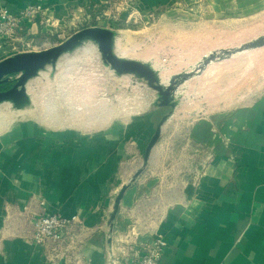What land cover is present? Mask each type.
Instances as JSON below:
<instances>
[{
  "label": "crops",
  "instance_id": "0c3cea01",
  "mask_svg": "<svg viewBox=\"0 0 264 264\" xmlns=\"http://www.w3.org/2000/svg\"><path fill=\"white\" fill-rule=\"evenodd\" d=\"M38 1L0 0V7L17 13ZM40 1L44 19L18 33L31 50L94 25L117 30L119 41L124 32L148 28L179 35L194 15L189 0H133L138 24L127 23L126 13L110 20L107 0ZM221 1L207 12L218 20L264 8V0ZM78 48L27 81L28 104L0 103V264H130L157 237L165 243L159 264H264V91L250 102L193 113L157 105L154 94L126 105L92 102L91 80L83 77L84 101L63 102L57 81L65 77L53 69ZM119 48L115 40L118 55L140 60ZM18 51L19 42H0V60ZM53 212L79 222L56 244L34 243V219Z\"/></svg>",
  "mask_w": 264,
  "mask_h": 264
},
{
  "label": "rangeland",
  "instance_id": "374dc122",
  "mask_svg": "<svg viewBox=\"0 0 264 264\" xmlns=\"http://www.w3.org/2000/svg\"><path fill=\"white\" fill-rule=\"evenodd\" d=\"M220 4L228 6L229 0L221 1ZM214 5L213 0H189V12L194 15H189L188 20L181 25L183 30L179 35L175 31L170 35L169 32H159L164 35L162 38L163 35L159 37L157 30L148 28L124 32L122 41L118 40L120 33L115 36L116 46L120 47L118 50L128 57H136L150 64L162 84L168 83L166 77L178 81L173 92V109L179 110L182 106L194 110L193 113L208 112L250 102L258 97L261 90L264 91V44L247 46L264 38V8L258 5L245 17L218 20L207 13ZM196 7L202 10L195 11ZM75 31H71L68 36ZM210 54L213 57L209 58ZM161 57L170 58L172 62H162ZM67 58L58 70L53 69L65 77L57 81L60 101H84L81 93L85 77L86 83L91 80L87 87H91L92 102L107 99L109 103L116 104L118 100L124 99L126 105L137 97L143 101L154 94L155 102L158 103L157 92L148 86L145 79L131 74H119V79H116V74H109L113 71L103 63L100 52L92 42H85ZM206 58L208 61L204 64ZM170 67L173 72L169 73ZM84 70L90 74H77ZM183 73L190 74L181 78L180 74ZM119 82L123 89L116 94ZM61 83L65 85L61 87ZM179 133L180 130H177L176 134Z\"/></svg>",
  "mask_w": 264,
  "mask_h": 264
},
{
  "label": "water",
  "instance_id": "95a60500",
  "mask_svg": "<svg viewBox=\"0 0 264 264\" xmlns=\"http://www.w3.org/2000/svg\"><path fill=\"white\" fill-rule=\"evenodd\" d=\"M119 32L113 28L94 25L86 26L76 30L64 40L50 47L41 50L18 51L0 60V86L10 84L8 88L0 90V103L9 102L14 107L20 108L29 103V96L26 91V84L30 78L35 77L40 70L46 65L54 66L58 59L65 53L72 52L80 47L83 43L91 41L96 44L100 52L103 63L109 66L116 74H131L140 79H145L148 86L157 92V105L174 106L173 92L175 90L177 80L169 78L167 84H162L156 73V70L147 62L126 58L115 52V36ZM264 44V38H260L251 42L247 46H257ZM213 54L209 55V58ZM208 61L206 58L204 64ZM190 73L180 74L181 78H185ZM166 117L163 116L155 129L150 141L148 142L143 161L146 164L149 152L156 143L161 125ZM126 186H123L114 201L113 210L110 215V221L113 220L117 212L120 199Z\"/></svg>",
  "mask_w": 264,
  "mask_h": 264
},
{
  "label": "built area",
  "instance_id": "2783aa9c",
  "mask_svg": "<svg viewBox=\"0 0 264 264\" xmlns=\"http://www.w3.org/2000/svg\"><path fill=\"white\" fill-rule=\"evenodd\" d=\"M110 20H117L120 14L126 13V22L138 24L141 20V12L133 5V0H107ZM45 9L39 0L29 4L17 13H10L7 8L0 7V42L20 43L23 51L31 50L33 44L30 40L19 36L26 23L36 19H44ZM79 222L77 215L64 216L60 212L43 213L33 221L31 239L34 243L56 244L63 240L74 224ZM164 241L157 237L149 240L142 248L140 256L132 260L130 264H159L162 256Z\"/></svg>",
  "mask_w": 264,
  "mask_h": 264
},
{
  "label": "flooded vegetation",
  "instance_id": "af4514ba",
  "mask_svg": "<svg viewBox=\"0 0 264 264\" xmlns=\"http://www.w3.org/2000/svg\"><path fill=\"white\" fill-rule=\"evenodd\" d=\"M9 86L7 85V84H4V85H1L0 86V90H2V89H6V88H8Z\"/></svg>",
  "mask_w": 264,
  "mask_h": 264
},
{
  "label": "trees",
  "instance_id": "16d2710c",
  "mask_svg": "<svg viewBox=\"0 0 264 264\" xmlns=\"http://www.w3.org/2000/svg\"><path fill=\"white\" fill-rule=\"evenodd\" d=\"M8 86L10 85V84H7Z\"/></svg>",
  "mask_w": 264,
  "mask_h": 264
}]
</instances>
